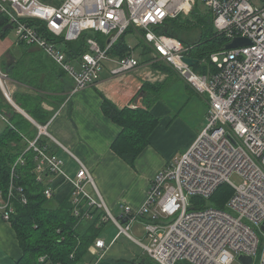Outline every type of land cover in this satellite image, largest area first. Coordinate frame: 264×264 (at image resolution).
Here are the masks:
<instances>
[{"label":"built area","instance_id":"1","mask_svg":"<svg viewBox=\"0 0 264 264\" xmlns=\"http://www.w3.org/2000/svg\"><path fill=\"white\" fill-rule=\"evenodd\" d=\"M203 1L214 14L216 30L229 41L235 37L251 41L211 53L216 69L208 73H199L182 60L192 57L191 44L159 31L166 20L192 9L197 0H0V17L13 26L19 41L40 48L73 79L72 92L96 83L106 61L115 63L111 70L114 75L140 66L133 51L123 57L109 54L120 36L135 28L145 33L142 37L154 49V60L172 65L195 92L207 96L204 128L184 153L152 178L140 210L123 205L126 223L111 214L102 198L97 201L91 197L87 187L97 186L86 164L80 162L72 178L64 169V161L47 145L39 144L48 132L47 126L37 124V135L27 141L28 149L37 153L39 180L49 170L70 181L77 215L82 201L87 200L91 208L105 210V220L113 221L126 234L130 235L132 223L140 216L147 217L145 228L150 244L142 245L157 264H232L240 255L252 256L251 264H256L260 244L257 228L264 231V0L261 6L253 0ZM40 23L54 38L66 42L92 31L102 32L108 40L102 46L96 37L88 36L86 50L72 59L56 39L41 33ZM8 79L9 75L0 69V88L12 100L6 88ZM1 116L8 121L4 114ZM18 162L24 163L23 156ZM235 171L244 177L238 186L229 179ZM225 183L233 188L225 209L193 201L195 197L209 199ZM46 195L54 196L52 186ZM13 198V184L7 197L0 190V211L7 222L15 213ZM22 202L27 203L25 196ZM174 216L170 222L163 220ZM92 217L91 211L83 215ZM107 249L101 238L90 247L98 255L97 261Z\"/></svg>","mask_w":264,"mask_h":264},{"label":"crops","instance_id":"2","mask_svg":"<svg viewBox=\"0 0 264 264\" xmlns=\"http://www.w3.org/2000/svg\"><path fill=\"white\" fill-rule=\"evenodd\" d=\"M135 31L140 34L139 30ZM32 52H38L39 58H35ZM5 56L10 61L11 68L16 66L13 62L25 60L22 65V78L29 80L30 84L9 76L7 83L12 100H8L0 88V103L3 106L0 109V120L6 122L1 116L3 114L9 118V104L13 106L11 110H17L36 126H47L48 135H44L42 139H46L49 150L64 161L66 173L75 178L81 166L80 162L86 164L94 177L99 194L112 214L121 221L128 219L123 205L133 210L141 208L152 178L169 164L171 159L160 155L157 133L162 122L151 137L150 145L138 157L135 168L119 157L113 151L112 143L119 135L121 127L103 112V96L119 107L129 106L135 101L142 104L143 96L140 95V90L147 79L148 67L152 65L150 59L138 58L141 62L139 67L118 75L111 71L115 63L106 61L96 83L72 92L73 79L40 48L19 41L16 35L14 40L10 36L0 38V65ZM152 60L154 61V56ZM184 83L187 85L185 81ZM199 95L208 104L207 96ZM15 97L23 105L18 103ZM51 181L57 200L61 201L73 194L74 187L70 181L63 182L60 176H52ZM88 188L97 197L93 187ZM100 212L101 210L97 209V216ZM103 216L98 223V238L105 241L108 249L104 257L95 262L96 254L91 250L88 264H157L142 245L148 244L145 240L150 241L144 226L147 217L140 216L130 228L135 234L129 231V235ZM21 255L17 233L12 223L3 219L0 211V264H16Z\"/></svg>","mask_w":264,"mask_h":264},{"label":"trees","instance_id":"3","mask_svg":"<svg viewBox=\"0 0 264 264\" xmlns=\"http://www.w3.org/2000/svg\"><path fill=\"white\" fill-rule=\"evenodd\" d=\"M214 18L212 13L210 19H199L202 27L197 42L186 40L177 34L174 30L176 26L170 24V21L173 22L174 18L166 20L159 28L160 32L176 36L185 43L192 45L191 56L198 60L194 70L199 73H208L216 69V66L211 62L210 55L213 52L222 50V47L229 41L224 33L216 30ZM173 24L178 25V22ZM39 25V30L43 35L50 37V39H56L42 27L43 23ZM6 26H8L7 20L0 17L1 38L8 36L10 29L5 30ZM132 29L130 28L127 32ZM127 32L121 35L110 48V56L123 57L132 51L125 39ZM88 36L94 35L88 34V32L83 33L76 40V43L66 42L62 39H56V41L60 45L63 44L61 47L66 51L68 57L73 59L86 50ZM94 37L102 46H105V42L100 41L97 36ZM204 60L209 61L202 64ZM5 63V60H3V66H5ZM198 65H200V69L197 68ZM11 67L12 65H8V69H3L4 72L22 83L30 84L29 80H25L18 75L16 68L19 67L22 70V64H16L14 68ZM161 67L164 68V66ZM165 68L168 67L165 66ZM22 72L24 71L22 70ZM160 88V85H156L151 81L144 82L140 90V95L143 96V106L136 108L131 105L119 107L103 96V112L121 127L119 135L112 143V149L131 166L135 165L140 154L150 145L151 135L159 124L160 117L155 116L151 107L158 96L156 92L161 91ZM15 99L23 105L19 99L16 97ZM7 106L10 107L9 112L11 114L8 121L5 122V127L0 129V190L7 197L13 184L14 198L12 201L15 213L12 215L11 223L17 233L22 249V255L16 264H88L87 261L91 254L90 247L98 239L100 229L98 223L100 217L103 214L106 215L105 210L97 207L91 208L87 200H83L79 206L80 215H77L73 194L66 196L61 201L55 198V192L52 198L47 197L46 190L50 186L54 189L51 179L55 175L47 170L42 180H39L36 172L39 163L37 153L33 148L28 149L29 143L27 140L35 138L38 128L17 110H11L12 105L8 104ZM2 107L0 103V109ZM33 115L37 117L35 112H33ZM39 144L46 145V139L39 140ZM21 156L24 158V163L18 162ZM224 186H228L226 192L227 195H230L229 198L232 196L233 188L229 184H222L210 197V199L216 198L212 206L226 208L228 201L224 200L226 197L217 196V192ZM20 188L22 190H19ZM23 196L27 198V203L22 202ZM195 199L200 198L195 197ZM97 209L101 210L98 216ZM87 211H91L92 218H83L84 213ZM84 219L93 220L83 232L81 231V224ZM42 256L46 257L44 261L40 260Z\"/></svg>","mask_w":264,"mask_h":264},{"label":"rangeland","instance_id":"4","mask_svg":"<svg viewBox=\"0 0 264 264\" xmlns=\"http://www.w3.org/2000/svg\"><path fill=\"white\" fill-rule=\"evenodd\" d=\"M45 1L52 2V0H45ZM253 1L255 2V4L260 6L263 4L262 0H253ZM211 16H212V12L205 4V2L203 0H197V4L192 9H188L183 13L179 14L178 16L174 17V21L173 22L170 21V24L176 26V29L174 30L177 32L178 35H180L186 40L197 42L200 37V32L202 27L200 26L201 24L199 19L206 20V19H210ZM174 22H178V25L173 24ZM132 30L133 31L127 32L125 36L128 45L131 47V50L135 52L137 58L141 60L150 59L149 60L151 62L150 64H152L150 67L151 69L148 67L149 72L146 75L147 79L144 82L151 81L152 83L161 86L160 88L161 91L156 92V94H158L159 97L157 96V98L155 99L154 104L151 107V110L155 114V116L160 117L159 124H161L162 122V126L157 133L158 141L160 143V155L166 159H171L172 161L176 156H180L182 152L183 153L185 152L184 150L186 149L187 145L192 143V141H194V139L199 134V132L204 128L206 124L205 113L206 111H208V104H206L207 102H205V100L199 94H197V92H195L188 84L186 85L184 83V81L179 77L177 71L174 69L172 65L168 64L162 59L153 61L152 57L154 56L155 51L151 46L146 44V42L144 41L142 36H145V33L139 30L141 34L140 35L139 33H137V31H135V28H133ZM88 34L97 36L100 39V41H102L103 43L104 42L106 43L108 40V37L104 35L102 32L92 31V32H88ZM8 36H10L13 40L15 39L14 29L9 30ZM72 42L76 43V40ZM146 49L149 51H146ZM17 52L19 55H21L19 50ZM32 53L34 54L35 58L36 57L39 58L38 52H32ZM4 58L1 60V65H0V69L2 71H4L3 69L6 70L8 65L10 66L9 63L10 61H8L6 56ZM219 58L220 60H222L223 56L221 55ZM3 60H5L6 62L5 66H3L2 64ZM205 61H209V60H204L202 64ZM19 63L23 65V63H25V60L22 59V60H17V62H13V64H19ZM75 64L79 66L77 62H75ZM200 65L197 66L198 69H200L199 68ZM161 66H164V68L166 66L168 68L164 69ZM16 70L18 71V75L20 77H23V72L21 68L18 67L16 68ZM28 79H30V77ZM135 102H132L131 104H134ZM141 105L143 106V104ZM159 124L153 131L151 137H153V135L155 134L156 130L159 127ZM5 125L6 124L0 120V128L5 127ZM132 167L135 168L136 163ZM229 179L235 186H238L244 182V177L236 171L229 175ZM63 182L66 181L63 180ZM88 187L87 189L89 190ZM227 187L224 186L220 188V190L217 192V196L226 197L224 198L225 201L227 200L229 201L230 199L229 198L230 195H227L226 192ZM215 199L201 198V199H194L193 201L199 202L204 206V205H213V203H215ZM175 217L176 216L170 218H164L163 220L167 223L173 220ZM91 222L92 221H90V219H84L81 224V231L84 232L86 227ZM138 222L141 223L140 220H138ZM130 232L132 234H135V231L133 230H131ZM257 232L260 239V244H259L257 256L255 257V262L256 264H261L262 253L264 250V231L259 227L257 228ZM145 242L150 244L149 240H145ZM95 257L96 259L94 260V262L97 260L98 255H96ZM232 264H243V263L239 260H236Z\"/></svg>","mask_w":264,"mask_h":264},{"label":"water","instance_id":"5","mask_svg":"<svg viewBox=\"0 0 264 264\" xmlns=\"http://www.w3.org/2000/svg\"><path fill=\"white\" fill-rule=\"evenodd\" d=\"M7 28L12 29L13 26L12 25H8L6 26L4 29L6 30ZM251 41L246 38V37H235L233 38L231 41L227 42L223 47L222 50L225 49H232V48H236V47H240V46H244V45H248L250 44ZM182 60L186 63H188L190 66H195V64L197 63V59L194 57H183ZM122 223H126L127 219H124L121 221ZM262 228L264 229V223L262 224ZM238 260L241 261L243 264H251L253 261V257L252 256H246V255H240L238 257Z\"/></svg>","mask_w":264,"mask_h":264},{"label":"bare ground","instance_id":"6","mask_svg":"<svg viewBox=\"0 0 264 264\" xmlns=\"http://www.w3.org/2000/svg\"><path fill=\"white\" fill-rule=\"evenodd\" d=\"M10 78V77H9ZM7 90L8 91H10V86H9V84H7ZM15 93V92H14ZM38 131V130H37ZM44 138V137H43ZM94 189V192L96 193V195H97V197L96 196H94L93 195V193L91 192V191H89L88 190V192H89V194L91 195V197L93 198V199H95V200H97V201H99V200H101V195L99 194V192H98V189L97 188H93ZM109 209V208H108ZM138 210H140V208L138 209ZM111 212V211H110ZM111 214H112V212H111ZM113 215V214H112ZM114 216V215H113Z\"/></svg>","mask_w":264,"mask_h":264}]
</instances>
